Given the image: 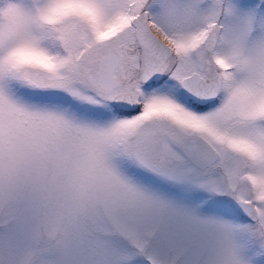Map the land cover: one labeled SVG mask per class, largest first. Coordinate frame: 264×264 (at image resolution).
<instances>
[{"label": "snow or ice", "instance_id": "snow-or-ice-1", "mask_svg": "<svg viewBox=\"0 0 264 264\" xmlns=\"http://www.w3.org/2000/svg\"><path fill=\"white\" fill-rule=\"evenodd\" d=\"M0 264H264V0H0Z\"/></svg>", "mask_w": 264, "mask_h": 264}]
</instances>
